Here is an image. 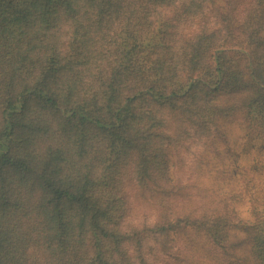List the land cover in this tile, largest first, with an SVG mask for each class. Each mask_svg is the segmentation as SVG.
I'll return each mask as SVG.
<instances>
[{
	"label": "trees",
	"instance_id": "1",
	"mask_svg": "<svg viewBox=\"0 0 264 264\" xmlns=\"http://www.w3.org/2000/svg\"><path fill=\"white\" fill-rule=\"evenodd\" d=\"M253 150L264 0H0V264H264Z\"/></svg>",
	"mask_w": 264,
	"mask_h": 264
},
{
	"label": "rangeland",
	"instance_id": "2",
	"mask_svg": "<svg viewBox=\"0 0 264 264\" xmlns=\"http://www.w3.org/2000/svg\"><path fill=\"white\" fill-rule=\"evenodd\" d=\"M227 126L230 128L227 132V137L229 139V143L233 140L235 135H239V126L238 125H230L227 123ZM240 142L244 143V140L242 138L239 139ZM235 149V151L233 150ZM232 150L238 155V151L242 148L240 144H233ZM251 152V151H250ZM258 153L253 150L248 156V162L246 161L244 165L242 166V169L245 167L247 168V171H245L247 177H250L249 180L250 183H252V188L246 189L244 187L241 188L240 185L233 186L229 183H226L223 177H236L232 175V171L229 174V171L232 167H235V163H232L230 159H227V155L225 151L218 153L209 154L207 151H204L205 155L200 156L197 160V169L194 180L197 178L202 180L201 186H210L209 188L214 191H223V192H237V195H235L237 198L240 199V201L234 202V205L238 209L241 217L247 218L249 214V210L251 207H256L255 205H258L257 200L251 199L254 196H262L264 194V165L262 163L264 162V151L258 150ZM202 155V154H201ZM238 157V156H237ZM253 158H257L258 162V168H251L252 165L251 162L253 161ZM232 159V158H231ZM171 163L175 166L183 165V169L186 166L185 163H183V156L178 157L174 153V157L171 160ZM250 165V167H249ZM179 171V170H178ZM180 174V172H179ZM229 174V175H228ZM183 175V171H182ZM198 179V181H199ZM254 180V181H253ZM249 184V182H248ZM220 187V189H219ZM255 204V205H254Z\"/></svg>",
	"mask_w": 264,
	"mask_h": 264
}]
</instances>
